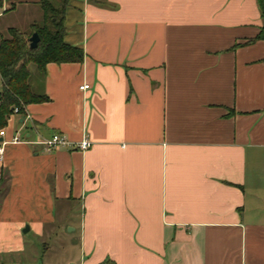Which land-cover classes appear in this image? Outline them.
I'll return each mask as SVG.
<instances>
[{
  "label": "crops",
  "instance_id": "0c3cea01",
  "mask_svg": "<svg viewBox=\"0 0 264 264\" xmlns=\"http://www.w3.org/2000/svg\"><path fill=\"white\" fill-rule=\"evenodd\" d=\"M63 23L82 59L34 64L48 99L2 126L0 237L68 225L70 264H264L257 0H68ZM54 132L71 144L43 150Z\"/></svg>",
  "mask_w": 264,
  "mask_h": 264
},
{
  "label": "trees",
  "instance_id": "16d2710c",
  "mask_svg": "<svg viewBox=\"0 0 264 264\" xmlns=\"http://www.w3.org/2000/svg\"><path fill=\"white\" fill-rule=\"evenodd\" d=\"M68 0L53 4L51 0H40L44 19L48 24L32 23V31H37L39 40L35 47L28 46V33L17 27H7L8 35L0 34V127L6 123L7 116L17 106L22 111L23 105L31 101L48 99L45 93L32 88L29 64H35L43 71L48 61L81 60L83 51L80 46L70 44L63 39L65 26L64 9ZM262 24L254 38H264V0H257Z\"/></svg>",
  "mask_w": 264,
  "mask_h": 264
},
{
  "label": "rangeland",
  "instance_id": "374dc122",
  "mask_svg": "<svg viewBox=\"0 0 264 264\" xmlns=\"http://www.w3.org/2000/svg\"><path fill=\"white\" fill-rule=\"evenodd\" d=\"M14 21L29 36L32 27L28 28L21 19H18L15 12L7 9L1 15L0 24H11ZM42 23L47 25L48 18L46 17ZM0 34L8 35L7 30H2ZM29 66L31 70L35 67L32 63ZM35 76L37 77V74L33 70L29 79L33 81ZM70 234L68 225L65 227L60 225L46 227L42 235H35L31 229L24 234L22 233L19 238L14 235L7 236V239L0 237V264H70L68 259L72 258L77 250L76 246L69 244L68 237ZM20 244L23 248L20 247Z\"/></svg>",
  "mask_w": 264,
  "mask_h": 264
},
{
  "label": "built area",
  "instance_id": "2783aa9c",
  "mask_svg": "<svg viewBox=\"0 0 264 264\" xmlns=\"http://www.w3.org/2000/svg\"><path fill=\"white\" fill-rule=\"evenodd\" d=\"M81 88H85L88 86L87 82H84L82 84L79 85ZM13 111H18V107L14 106L13 107ZM4 132L3 127H0V135H2ZM20 136L15 134L11 137L12 141H18L20 140ZM3 142L4 140H0V158L2 156V152H3ZM40 143L42 144V148L45 151H50L56 147L59 146H66L71 144V141L63 134L60 132H54L52 135H50L47 138H43L40 140ZM90 145V140L87 137H83L82 139H80L77 143L76 146L80 147V148H86L87 146Z\"/></svg>",
  "mask_w": 264,
  "mask_h": 264
},
{
  "label": "water",
  "instance_id": "95a60500",
  "mask_svg": "<svg viewBox=\"0 0 264 264\" xmlns=\"http://www.w3.org/2000/svg\"><path fill=\"white\" fill-rule=\"evenodd\" d=\"M39 40V35L37 31L33 30L28 36V46L30 48L35 47L37 45V42ZM28 228V225L25 224L24 227H22V231H25Z\"/></svg>",
  "mask_w": 264,
  "mask_h": 264
}]
</instances>
